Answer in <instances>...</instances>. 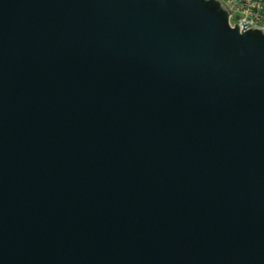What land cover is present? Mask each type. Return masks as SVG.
<instances>
[{
  "label": "water",
  "instance_id": "95a60500",
  "mask_svg": "<svg viewBox=\"0 0 264 264\" xmlns=\"http://www.w3.org/2000/svg\"><path fill=\"white\" fill-rule=\"evenodd\" d=\"M219 0H0V264H264V34Z\"/></svg>",
  "mask_w": 264,
  "mask_h": 264
},
{
  "label": "built area",
  "instance_id": "2783aa9c",
  "mask_svg": "<svg viewBox=\"0 0 264 264\" xmlns=\"http://www.w3.org/2000/svg\"><path fill=\"white\" fill-rule=\"evenodd\" d=\"M224 6L229 12L232 27L238 25L243 29L244 23L264 34V0H226Z\"/></svg>",
  "mask_w": 264,
  "mask_h": 264
},
{
  "label": "rangeland",
  "instance_id": "374dc122",
  "mask_svg": "<svg viewBox=\"0 0 264 264\" xmlns=\"http://www.w3.org/2000/svg\"><path fill=\"white\" fill-rule=\"evenodd\" d=\"M219 1H221L223 4L226 2V0H219Z\"/></svg>",
  "mask_w": 264,
  "mask_h": 264
}]
</instances>
